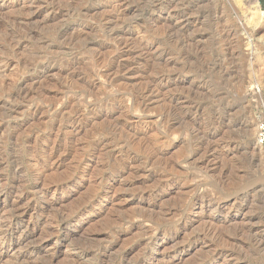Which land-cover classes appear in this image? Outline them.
Instances as JSON below:
<instances>
[{"label":"rangeland","instance_id":"obj_1","mask_svg":"<svg viewBox=\"0 0 264 264\" xmlns=\"http://www.w3.org/2000/svg\"><path fill=\"white\" fill-rule=\"evenodd\" d=\"M261 122L264 0H0V264H264Z\"/></svg>","mask_w":264,"mask_h":264},{"label":"built area","instance_id":"obj_2","mask_svg":"<svg viewBox=\"0 0 264 264\" xmlns=\"http://www.w3.org/2000/svg\"><path fill=\"white\" fill-rule=\"evenodd\" d=\"M257 142L259 146L264 147V122H261L258 128Z\"/></svg>","mask_w":264,"mask_h":264},{"label":"bare ground","instance_id":"obj_3","mask_svg":"<svg viewBox=\"0 0 264 264\" xmlns=\"http://www.w3.org/2000/svg\"><path fill=\"white\" fill-rule=\"evenodd\" d=\"M48 205H49V202H47V201H45ZM235 203V202H234ZM236 205H238V204H236ZM234 206H235V204H234ZM165 229V228H164ZM160 230H162L161 228H160Z\"/></svg>","mask_w":264,"mask_h":264}]
</instances>
